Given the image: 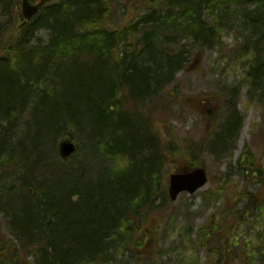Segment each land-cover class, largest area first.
Masks as SVG:
<instances>
[{"label": "trees", "instance_id": "obj_1", "mask_svg": "<svg viewBox=\"0 0 264 264\" xmlns=\"http://www.w3.org/2000/svg\"><path fill=\"white\" fill-rule=\"evenodd\" d=\"M9 4L0 0V15L18 9ZM251 4L255 8L245 11ZM44 11V15L26 26L18 28L16 25V31L11 32L0 47V128L3 131L0 211L11 214L7 220L14 236L13 240H7L0 228V264H27L25 259L20 260L21 253L27 251L29 254L25 257H34V264H82L104 248L116 250V242L107 238L109 235L117 237V227L121 224L124 229H130L125 225L129 218L126 214L133 211L130 217L138 224L137 217L143 216L141 209L160 192L165 193L167 185L160 180L166 181L169 169L164 167L169 163L171 172L175 168L194 166L200 145L192 143L176 148V142H169L163 157L158 158L148 129L141 133L129 115L124 116L123 109L118 113L124 115L116 116L114 124H109L106 119L109 117L104 115L105 112L114 115L110 106L121 104L128 94L133 98L138 95L134 102L143 105L158 92L165 91L171 82L178 81V71L189 63V58L185 57L189 52L178 46L185 38L193 37L202 49L218 32L244 31V49H251L252 68L247 72V80L250 89L256 87L264 98V0H129V4L125 0H64ZM42 18L45 19L43 24L40 23ZM129 18L134 19L125 21ZM40 28H47L51 39L35 46L31 38ZM126 45L127 51L122 53ZM150 62L158 70L154 79L151 70L145 69ZM72 71L78 75L71 74ZM173 90L179 91V85L169 91L175 99L177 92L174 91V96ZM67 92L73 93L75 101L66 100L67 96L62 98ZM47 97L53 104L44 102ZM208 103L203 97L193 99L196 111L206 116V120L209 114L201 110ZM51 118L54 121L49 126ZM226 121L221 134L211 141L205 139V144L211 143L212 151L231 152L233 156L232 147L241 126L235 104ZM86 125L92 128L87 130ZM70 127L74 130L77 127L79 136L83 128L81 139L88 143L92 159L101 158V164L110 159L114 174L103 168L100 176L85 183L83 174L76 175L74 165L65 168L84 148L80 147L68 162L62 161L56 153V140ZM32 129L35 130L29 144L23 141V136ZM10 130L11 138L19 139L18 144L4 134ZM43 141L45 145L40 146ZM142 150L141 157L144 154L150 157L136 161ZM242 156L239 167L253 172L252 177L257 178L254 181L263 184L264 181L258 179L264 175V169L256 162L249 145L245 146ZM154 157L159 160L156 165ZM19 170L25 172V177L28 173L31 177L35 171H42L39 186H46L37 187V200L25 195L30 179L10 184L14 186L13 193L11 186L2 190L4 176ZM81 170L85 173V167ZM9 195L16 196L12 202ZM249 195L235 192L232 199L235 202L240 196ZM76 197L83 200L84 209H75L71 201ZM206 199L205 206L209 209L215 207L222 196L219 192L209 193ZM137 200H140L137 206L142 204V207L132 206ZM228 202L221 208L216 207L217 217L227 219L231 214H238ZM216 216L201 233L209 226L216 228L214 231L219 230L221 222ZM237 225L238 221L231 225L233 231ZM144 229H148L146 225ZM233 236V233L225 234L227 240ZM201 238L200 242L206 239ZM71 246L73 251H70ZM198 260L194 264H199ZM143 262L140 260L138 264ZM205 264H212V260Z\"/></svg>", "mask_w": 264, "mask_h": 264}, {"label": "rangeland", "instance_id": "obj_2", "mask_svg": "<svg viewBox=\"0 0 264 264\" xmlns=\"http://www.w3.org/2000/svg\"><path fill=\"white\" fill-rule=\"evenodd\" d=\"M21 1L4 0L6 5L10 6L9 3H12L11 6H18V9L9 10L5 13V16L4 14L0 15V47H2L4 40L10 37V33L16 31V25L18 28L20 27L22 22ZM125 3L129 4V0H125ZM254 8L255 5L251 4L249 7H245V11H252ZM44 14L45 11L40 13V15ZM133 19L129 18L125 21H132ZM44 20L42 18L40 23L43 24ZM244 35V31L237 32L234 29L225 33L218 32L214 38L209 40V45L202 49L197 46L193 37L185 38L178 46L189 52L185 56L189 58V63L184 70L178 71L176 76L178 81L171 82L165 91L158 92L155 98L143 105L134 102L138 99V95L133 98L128 94V98H123L121 104L118 100L119 105L112 104L110 106L113 107L114 115L104 113L109 117V119L104 117L109 124H114L115 120L118 119L117 117L125 114L124 116L129 115L128 118L134 121V125L140 129L141 133L148 129V133L151 135L152 148L158 158L163 157L165 146L168 147L169 142H176V148L186 147L192 143L200 145L199 156L192 165L203 164L208 172L209 182L197 194L192 196L188 194L181 195L176 202L168 201L165 194L161 198H152L150 203L144 207L145 216L142 217V221H139L140 224H135L127 235V237L133 235L131 243L126 240L127 237H123L124 226L121 224L117 227V237L109 235L110 237L107 238L110 239V242H116L117 249L104 248L98 254L89 257L88 260H83L82 264H138L140 260L145 261L140 264H194L197 259H199V264H205L211 260L212 264H264V183L259 185L254 181L257 178L252 177L253 172L245 171V169L239 167V163L243 158L242 152L245 150V146L249 145L256 162L261 169H264V98L260 96L261 93L256 87L250 89L251 85L247 80V72L251 71L252 68L250 65L251 49H244ZM50 39L51 35L47 28H40L31 38V44H35V46L46 44ZM122 51V53L127 51V45L123 47ZM148 68L151 70L152 79H154L158 75L156 74L158 73L156 66L153 62H150L145 65V69ZM94 70L90 73H93ZM84 73L86 75L90 74ZM71 74L78 75L76 71H72ZM176 85H179V91L173 90L174 96V91L177 92L174 99L169 91ZM74 92L76 93L77 90L74 89ZM62 96V98L67 96L66 100L75 101L74 97L72 99L73 93L69 94L67 92ZM187 96H204V99L209 100L205 109L201 110L204 112L209 111L207 120L206 116L198 114L194 105H187L189 102ZM54 100L53 102H59ZM44 102L49 105V103H52V99L47 97ZM66 104L68 103L66 102ZM233 104L236 105L237 114L241 118V126L232 147L233 156H231V152L221 153L216 149L215 151L210 150L209 145L211 143L206 146L205 139L211 141L221 134L225 117L232 111ZM120 109H123L124 114L118 113ZM79 113H82V111H79ZM53 121L54 118H51L48 123L49 126H52ZM86 126L88 127L85 128L87 130L92 128L90 125ZM23 129L27 128L24 127ZM155 129L158 131L157 133ZM33 130L35 129L30 132L25 131L23 141L31 143L30 138L34 134ZM69 130L73 132L80 147L84 148H82L80 155L73 162L70 161L65 168L74 165L76 175L78 176V172L83 174L85 183L94 181L103 173L101 172L103 168L108 170L110 174H114L115 167L110 159H105L102 164L100 162L101 158L92 159L93 154L87 148L88 143L81 139L83 128L80 136L77 127L76 130L73 127H70ZM4 134L8 135V140L18 144L19 139L11 138V130L5 131ZM1 136L0 139L3 138V134ZM59 140H56L57 145ZM99 140L103 142L106 141V138H100ZM39 145L44 146L45 142H40ZM143 152V150L140 151V155L136 156V161L141 160L142 157L147 159L150 157L149 154H144L141 157ZM56 153H58V148ZM84 155H86L85 158ZM151 156L153 157L154 153ZM153 162L156 165L159 160L154 157ZM123 163L128 164L124 160ZM82 167H85V173H81L83 171L81 170ZM164 168L169 169L168 179L172 167L168 163ZM42 178L43 173L41 170L35 171L31 177L29 173L25 177V172L19 170L10 175H5L1 186L3 191L11 186L13 193L14 186L10 184L16 185L17 181L21 182L23 180L25 182L30 179L29 183L31 184L29 187L34 189V194L29 193V187H25L29 189H25L24 192L27 196L29 194L31 199L37 200L39 197L37 187L41 189L42 185L44 188L46 186V184L39 186ZM258 180L264 181V175ZM164 181V178L160 180L162 184L165 183ZM21 191L19 190V192ZM208 191L210 194L219 192L222 196V200L219 201L221 203L232 200L230 202L231 206L238 211V214H231L227 219L221 220L215 215L216 219L221 222L219 230L214 231L216 228L209 226V229L201 233L202 228L212 217L214 218L215 208L208 209L204 206V194ZM235 192L238 194L250 193V195L240 196L234 202L232 198ZM9 197H12L10 200L12 202L16 196L9 195ZM95 201H99V199H95ZM71 202L74 207H77L76 210L84 209L85 204L82 205L80 200L76 202L72 200ZM139 202L140 200L132 202V206H137ZM139 206L142 207V204ZM228 211L226 210L227 213ZM10 215L5 210L0 211L1 233L7 240L13 239L9 228L10 223L7 220ZM236 221H238V225L235 228L236 230L233 231L231 225ZM145 225L148 229H144ZM139 227H142V229H139ZM226 232L233 233L234 236L227 240L225 238ZM202 235L206 239L200 242L199 239H202ZM70 251H73L72 246ZM28 254V251L21 253L20 260L25 259L27 264H34L36 261L34 257H25Z\"/></svg>", "mask_w": 264, "mask_h": 264}, {"label": "water", "instance_id": "obj_3", "mask_svg": "<svg viewBox=\"0 0 264 264\" xmlns=\"http://www.w3.org/2000/svg\"><path fill=\"white\" fill-rule=\"evenodd\" d=\"M53 0H41L38 5H32L30 0H23L22 11L25 19H32L39 10L47 3ZM1 133V130H0ZM78 147L72 143L70 138H65L60 144V156L64 160H68L76 151ZM208 182L205 169H196L189 172L176 173L171 175L170 194L173 200H176L178 195L182 192L188 191L193 194L198 189L206 185Z\"/></svg>", "mask_w": 264, "mask_h": 264}, {"label": "flooded vegetation", "instance_id": "obj_4", "mask_svg": "<svg viewBox=\"0 0 264 264\" xmlns=\"http://www.w3.org/2000/svg\"><path fill=\"white\" fill-rule=\"evenodd\" d=\"M39 2V0H35V3H38Z\"/></svg>", "mask_w": 264, "mask_h": 264}]
</instances>
